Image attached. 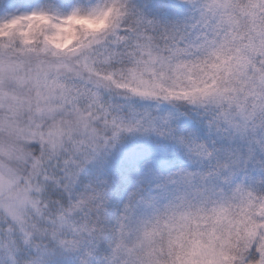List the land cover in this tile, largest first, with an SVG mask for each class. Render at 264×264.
Listing matches in <instances>:
<instances>
[{"label":"snow or ice","instance_id":"snow-or-ice-1","mask_svg":"<svg viewBox=\"0 0 264 264\" xmlns=\"http://www.w3.org/2000/svg\"><path fill=\"white\" fill-rule=\"evenodd\" d=\"M0 264H264V0H0Z\"/></svg>","mask_w":264,"mask_h":264}]
</instances>
